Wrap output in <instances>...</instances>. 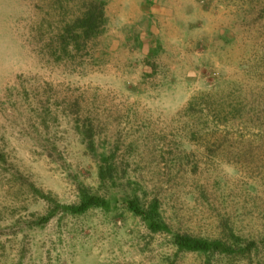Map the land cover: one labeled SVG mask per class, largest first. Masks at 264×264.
Listing matches in <instances>:
<instances>
[{
  "label": "rangeland",
  "instance_id": "rangeland-1",
  "mask_svg": "<svg viewBox=\"0 0 264 264\" xmlns=\"http://www.w3.org/2000/svg\"><path fill=\"white\" fill-rule=\"evenodd\" d=\"M0 264H264V0H0Z\"/></svg>",
  "mask_w": 264,
  "mask_h": 264
},
{
  "label": "trees",
  "instance_id": "trees-1",
  "mask_svg": "<svg viewBox=\"0 0 264 264\" xmlns=\"http://www.w3.org/2000/svg\"><path fill=\"white\" fill-rule=\"evenodd\" d=\"M100 14L102 15V12L100 11ZM92 20V18L90 19ZM81 203H80V209H84L87 206L90 205H96V206H104L106 205V201L103 198H100L96 195L89 194L86 191H82L81 194ZM132 209L135 212H139L138 208L134 203L131 205ZM153 210H150L147 214L144 215L145 218L150 220L153 223ZM153 227V225H152ZM154 228V227H153ZM177 244L180 246V248L189 249V250H207L211 248H219L220 244L219 242H208L206 240H201L197 238H192L189 236H177L176 238Z\"/></svg>",
  "mask_w": 264,
  "mask_h": 264
}]
</instances>
